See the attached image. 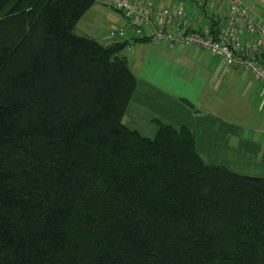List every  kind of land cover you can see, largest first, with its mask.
<instances>
[{
	"label": "trees",
	"instance_id": "1",
	"mask_svg": "<svg viewBox=\"0 0 264 264\" xmlns=\"http://www.w3.org/2000/svg\"><path fill=\"white\" fill-rule=\"evenodd\" d=\"M93 3L0 0V264H264V178L123 122L131 43L72 31Z\"/></svg>",
	"mask_w": 264,
	"mask_h": 264
},
{
	"label": "crops",
	"instance_id": "2",
	"mask_svg": "<svg viewBox=\"0 0 264 264\" xmlns=\"http://www.w3.org/2000/svg\"><path fill=\"white\" fill-rule=\"evenodd\" d=\"M195 1L170 5L183 6L187 13L200 17L203 27H209L213 22L211 13ZM207 1L211 2L215 15L225 12L223 0ZM240 1L264 25V0ZM120 18L121 24L126 23L122 15ZM132 37L129 32L128 43L140 45L135 47L137 52L128 55L129 69L148 65L145 76H136L137 84L123 122L144 137L155 135L156 119L176 127L186 125L194 133L197 152L208 163L221 164L247 177L264 178L261 83L246 71L224 65L217 56L193 46L179 48L157 41L160 43L151 46L155 62H144L140 53L146 48L140 46L150 41Z\"/></svg>",
	"mask_w": 264,
	"mask_h": 264
},
{
	"label": "built area",
	"instance_id": "3",
	"mask_svg": "<svg viewBox=\"0 0 264 264\" xmlns=\"http://www.w3.org/2000/svg\"><path fill=\"white\" fill-rule=\"evenodd\" d=\"M119 11L126 23L110 28L109 36L162 41L171 46H193L220 58L224 65L239 68L261 83L264 92V25L240 0H223L221 15L212 13V4L196 0L212 15L213 25L203 27L199 16L181 5L154 4L152 0H101ZM128 49L133 48L128 44Z\"/></svg>",
	"mask_w": 264,
	"mask_h": 264
},
{
	"label": "rangeland",
	"instance_id": "4",
	"mask_svg": "<svg viewBox=\"0 0 264 264\" xmlns=\"http://www.w3.org/2000/svg\"><path fill=\"white\" fill-rule=\"evenodd\" d=\"M154 3H162L163 5H170V3L174 4H182L186 2H191L194 0H152ZM120 15H122L119 11L115 10L112 6L108 5L106 2L101 0H95V3H93L90 6V9H88L80 18L78 19V23L75 25L74 30H72L74 33L79 35H86L95 38L98 40L99 43L105 44L109 43L113 38L109 36L108 30L110 28H113L116 26H120L121 24V18ZM155 43H160L157 41H150L145 43L142 47L140 46V49L146 48V50H143L141 56L145 58L144 62H155V55H154V49L151 47ZM132 44V43H131ZM142 44V43H141ZM140 45V43H133L131 49H128L127 47L124 48L121 51V55L127 56L128 62L130 65V59L129 54L137 52L136 46ZM144 54V55H143ZM148 64L145 63L143 65V69L138 67V69H132L134 70V73L137 77H143L146 75V68Z\"/></svg>",
	"mask_w": 264,
	"mask_h": 264
}]
</instances>
